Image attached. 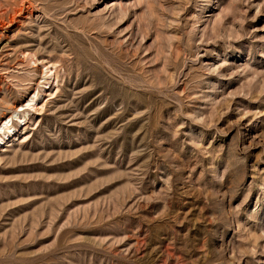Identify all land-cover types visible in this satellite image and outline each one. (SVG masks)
<instances>
[{"label": "rangeland", "instance_id": "obj_1", "mask_svg": "<svg viewBox=\"0 0 264 264\" xmlns=\"http://www.w3.org/2000/svg\"><path fill=\"white\" fill-rule=\"evenodd\" d=\"M10 119L0 264H264V0H0Z\"/></svg>", "mask_w": 264, "mask_h": 264}, {"label": "bare ground", "instance_id": "obj_2", "mask_svg": "<svg viewBox=\"0 0 264 264\" xmlns=\"http://www.w3.org/2000/svg\"><path fill=\"white\" fill-rule=\"evenodd\" d=\"M32 7V6H31ZM26 11V9H21L19 12H18V15H23V13ZM30 12L32 11L31 8H28L27 9V12ZM17 17H14L11 19L12 21H16ZM34 101V100H33ZM17 113V112H16ZM18 115V114H17ZM20 115V114H19ZM15 117V116H13ZM20 117V116H19ZM9 119V118H8ZM6 120V119H5ZM12 122V119H10L8 122H5L3 125L0 126V144L4 143L5 142V136L9 135V133L7 132L6 128H10L8 127L10 125V123ZM12 125V124H11ZM13 133V132H12ZM11 134V133H10ZM8 139V138H7Z\"/></svg>", "mask_w": 264, "mask_h": 264}]
</instances>
